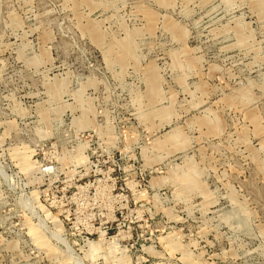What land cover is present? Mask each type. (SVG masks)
Returning <instances> with one entry per match:
<instances>
[{
  "label": "rangeland",
  "instance_id": "rangeland-1",
  "mask_svg": "<svg viewBox=\"0 0 264 264\" xmlns=\"http://www.w3.org/2000/svg\"><path fill=\"white\" fill-rule=\"evenodd\" d=\"M0 264H264V0H0Z\"/></svg>",
  "mask_w": 264,
  "mask_h": 264
}]
</instances>
